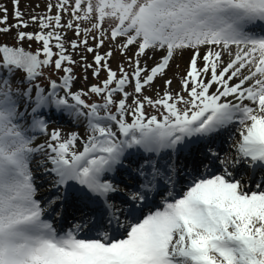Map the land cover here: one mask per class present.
I'll use <instances>...</instances> for the list:
<instances>
[{
    "label": "snow or ice",
    "instance_id": "snow-or-ice-1",
    "mask_svg": "<svg viewBox=\"0 0 264 264\" xmlns=\"http://www.w3.org/2000/svg\"><path fill=\"white\" fill-rule=\"evenodd\" d=\"M11 2L12 24L0 6L13 41L0 43V264H264V180L251 191L237 179L241 164L264 171V0H56L27 20ZM30 23L39 30H21ZM185 53L172 92L165 77ZM77 65L99 83L73 91ZM45 68L63 73L47 90L35 83ZM53 112L84 134L49 132ZM237 133L236 157H221L216 142ZM44 177L56 194L42 201ZM69 206L72 222L56 226Z\"/></svg>",
    "mask_w": 264,
    "mask_h": 264
},
{
    "label": "rangeland",
    "instance_id": "rangeland-1",
    "mask_svg": "<svg viewBox=\"0 0 264 264\" xmlns=\"http://www.w3.org/2000/svg\"><path fill=\"white\" fill-rule=\"evenodd\" d=\"M47 2L55 3L56 0H20V2H19V8H20L21 11L24 12V14H25L24 18H25V20H27L28 17H29V15L32 14V11H33L34 8H35V11L37 13L45 14L44 8H45V4ZM37 4H39V8H36V5ZM0 6H6L7 7V9H8V15H9L8 23L9 24L14 23V21L12 19L13 5H12L11 0H0ZM52 14L53 15L55 14V9L54 8L52 10ZM66 20H68V16L65 15L63 17L62 23L64 21H66ZM81 23H82V26L83 27H87L88 26L86 23H83V22H81ZM106 26H107V24H106ZM21 30L35 32V31H38L39 28H38V26L36 24H31L30 23L28 28L21 29ZM60 31L61 32H67V35L65 36V40L66 41L75 38L72 31H68L66 29H61ZM13 32H15V29H13ZM11 36H12V33H9L7 36H0V43L7 42L9 45H12L13 41L11 40ZM119 42H120V40H118L116 43H119ZM54 43L55 42L53 41V44ZM90 43H92V41H90ZM23 46H24V48L26 50H30V51L35 52L36 51L35 48L41 47L42 45L40 43L35 42V41L29 42V41L26 40L24 42ZM110 46H111V42L110 41H106L104 48L100 49V51L101 52L107 51V49ZM65 47H68L69 48V51H71V49L67 45V43L65 44ZM55 51H56V49H55V47H53V52H55ZM129 54L131 55V52H129ZM188 55H189V53H188ZM73 59L79 61V56L73 55ZM122 59L123 58L119 55V53H117L116 56L110 62L111 63V67L113 69H116L118 62H120ZM145 59H147V58H145ZM187 59H188V57L186 58L185 62L183 63L182 74L180 76H182V75L185 74V69L187 67ZM227 59L228 58L225 57V61ZM89 61H91V56H89ZM151 61L152 60H148V66L151 63H153ZM142 63H143V61H142ZM43 72H44V75L39 78V83L44 88L48 84V77L49 76H51V79H58L57 78L58 75H61V74L63 75L62 72L54 73L51 68L43 69ZM74 75L76 77H79V79H77L75 81V83L73 85V91L80 90V89L87 90L88 86H90L91 84L99 83V81L97 79H95V78L92 77L91 72L88 73V79L85 81L83 79V75H84L83 70H82L81 67H79V65H77L74 68ZM105 76H106V74L104 72H101L100 77H99V80H103L105 78ZM165 78H171L172 79V85H171L170 91H172V92H179L180 91V79L179 78H178L175 86H174V80L169 75V72H167V77H165ZM12 81H13V79H12ZM157 82H160V85L159 86H156ZM16 88H19V87H16ZM20 89H22V88H20ZM157 89H160L161 90V94L163 93V79H157L155 81V83L151 86V89L145 88L144 94L147 95V96L152 97L153 99H157L158 98L157 95H156V90ZM128 90L131 91L130 88ZM116 99H119V96H117ZM88 100H89V102H100V98L99 97H96L94 95L89 96L88 97ZM146 111L148 113H150V114H156V115H158V113L156 112V110L150 108L147 105H146ZM101 114H103V113H101ZM128 119H129V122H130L131 121V118L129 117ZM57 128L61 130L62 136L64 134H66L67 132L70 133V132H74V131L75 132H79L81 135H83L84 134V131H85L84 128H82V126L77 127L70 120H68L66 117H64L60 121H59V119H58V121H53L51 119V117H50L49 120H48V130H49V132L52 129H57ZM43 138L45 140V136L44 135H40V136H38L36 138V140H38V139L40 140V139H43ZM77 150H80V144L79 143L77 144Z\"/></svg>",
    "mask_w": 264,
    "mask_h": 264
},
{
    "label": "bare ground",
    "instance_id": "bare-ground-1",
    "mask_svg": "<svg viewBox=\"0 0 264 264\" xmlns=\"http://www.w3.org/2000/svg\"><path fill=\"white\" fill-rule=\"evenodd\" d=\"M153 53L151 52V51H149V53H148V55L149 56H151ZM189 55H190V53H189ZM188 55V53H185V56H184V58L182 59V60H180V59H178V60H174L173 61V63H172V67L168 70V72H169V75L173 78V80H174V86H175V84H176V82H177V80H178V78H179V76H177L176 75V73H177V71H179V74L181 75L182 74V67H183V63L185 62V60H186V58L189 56ZM226 57V56H225ZM225 57H224V59H225ZM145 58H147V57H145ZM151 62H153V61H151ZM177 62H179L180 63V69L179 70H177L176 69V67H175V65H176V63ZM151 64H153V63H151ZM200 66L202 67L203 66V61H201L200 62ZM149 67H151V66H149ZM232 83V82H231ZM160 85V82H157V84H156V86H159ZM212 91H215V87H213L212 88ZM37 144H40V143H37V142H33V146H36ZM82 147V146H81ZM225 153H229L231 156L233 155L232 154V152L228 149V150H226L225 151ZM224 153V154H225ZM221 155V154H220ZM224 155H221V157H223ZM38 157V159H39V156H37ZM34 164H35V162H33V166H34ZM45 183V180L44 179H42V180H40L39 182H38V185H42V184H44ZM261 190V189H260ZM52 193V190L51 191H49V192H47V193H38V196H37V198L38 199H41L42 201L49 195V194H51Z\"/></svg>",
    "mask_w": 264,
    "mask_h": 264
}]
</instances>
